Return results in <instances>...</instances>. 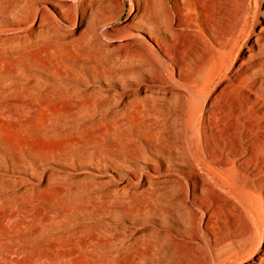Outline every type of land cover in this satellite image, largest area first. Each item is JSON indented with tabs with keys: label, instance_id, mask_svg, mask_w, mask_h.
Instances as JSON below:
<instances>
[{
	"label": "rangeland",
	"instance_id": "374dc122",
	"mask_svg": "<svg viewBox=\"0 0 264 264\" xmlns=\"http://www.w3.org/2000/svg\"><path fill=\"white\" fill-rule=\"evenodd\" d=\"M70 1L65 21L52 9L40 18L31 0H0V264H198L209 251L210 202L185 209L178 155L191 112L177 114L164 93L190 95L167 59L154 56L156 69L131 57L147 55L125 27L137 0ZM229 1L232 18L217 39L229 43L239 25L257 33L261 0ZM83 2L96 30L79 26ZM253 203L238 202L250 253L264 243V212Z\"/></svg>",
	"mask_w": 264,
	"mask_h": 264
},
{
	"label": "bare ground",
	"instance_id": "6f19581e",
	"mask_svg": "<svg viewBox=\"0 0 264 264\" xmlns=\"http://www.w3.org/2000/svg\"><path fill=\"white\" fill-rule=\"evenodd\" d=\"M31 2L40 18L45 15L53 18L52 9L57 17L68 21L66 10L76 8L70 0ZM136 3L137 10L125 27L135 32L128 35L142 42L147 55L132 52L131 57L140 65L156 69L154 56L163 58L166 66L167 59L172 78L174 74L180 77L190 100L204 96L208 101L203 107L195 106L193 101L190 105V100H184V92L173 86L164 93L166 101L174 99L172 108L177 114L186 105L191 112V133H184L178 155L181 185L187 194L185 209L194 214L205 200L210 202L203 207L207 212L205 233L209 251L201 254L198 264H264V243L251 253L245 247L247 234L240 227L243 211L238 204L240 200L245 204L258 202L264 212V96L259 93L264 88V59L256 58L263 47L264 25L257 22V33L239 25L232 41L227 43L217 39V34L230 24L229 0H137ZM261 8L260 17L264 20V0ZM78 10L79 26L85 23L96 30L97 16L89 22L86 19L90 18L89 3L83 2ZM239 12L240 16L243 12ZM42 26L40 21L37 27ZM138 32L145 38L140 39ZM240 55V71L229 73ZM183 67L191 73L186 75ZM177 117L178 123L181 122V115ZM212 214L222 217L213 216L212 220ZM225 219L230 220L232 236L226 234ZM191 225L193 233L199 236L197 218ZM213 227L221 231V236L214 235ZM181 234L189 235L186 231Z\"/></svg>",
	"mask_w": 264,
	"mask_h": 264
}]
</instances>
